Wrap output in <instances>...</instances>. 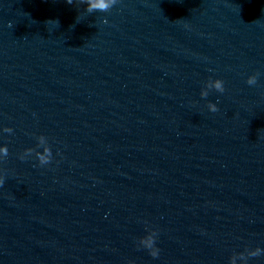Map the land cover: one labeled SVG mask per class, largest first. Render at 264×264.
Segmentation results:
<instances>
[{
  "label": "water",
  "instance_id": "95a60500",
  "mask_svg": "<svg viewBox=\"0 0 264 264\" xmlns=\"http://www.w3.org/2000/svg\"><path fill=\"white\" fill-rule=\"evenodd\" d=\"M86 8L0 0V264H246L264 248V0Z\"/></svg>",
  "mask_w": 264,
  "mask_h": 264
},
{
  "label": "clouds",
  "instance_id": "9594fccd",
  "mask_svg": "<svg viewBox=\"0 0 264 264\" xmlns=\"http://www.w3.org/2000/svg\"><path fill=\"white\" fill-rule=\"evenodd\" d=\"M81 3H86L87 8L86 11L88 13H92L96 10L102 11V12H107L109 11L115 4H117L118 0H80ZM67 3L72 4L73 0H67ZM57 25H58V21H54ZM105 23H107V20L105 19L104 21ZM9 27L12 28L13 27V23L11 21H9ZM258 76L259 73H256L254 75H251L248 77L247 79V84L248 85H256L257 81H258ZM215 89L217 91H219L220 93H223L225 91V85H224V81L222 79H215L212 80L211 78L208 80L207 82V89ZM208 90H202L201 92V96L202 97H207L209 92ZM208 108L210 109V111L212 112H217L219 111L218 105L217 103H212L209 102L208 103ZM5 131H10V129H5ZM44 152L46 154H41V153H37L36 157L39 160V164L40 166H44L47 165L51 162L52 160V150L51 148H46L44 149ZM32 154L31 150L28 149L25 151L24 154L20 155V159L21 160H25L28 156H30ZM9 155V149L7 147V145H5L3 148H0V160H4L8 157ZM5 183V177L3 175H0V186H2ZM156 238H157V232L154 231L151 235L148 236H144L140 239L139 241V245L143 246L144 248L148 249L150 252V255L153 258H156L159 256L160 254V249L156 246ZM264 255V248L261 247H256L254 250H252L248 256H244L243 254H241V259L245 260L246 264L247 261L250 257H258Z\"/></svg>",
  "mask_w": 264,
  "mask_h": 264
}]
</instances>
